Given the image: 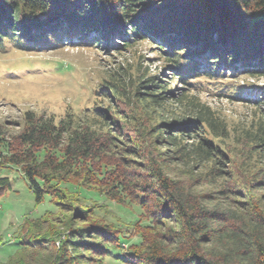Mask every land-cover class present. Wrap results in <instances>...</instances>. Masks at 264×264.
Segmentation results:
<instances>
[{
	"label": "trees",
	"instance_id": "16d2710c",
	"mask_svg": "<svg viewBox=\"0 0 264 264\" xmlns=\"http://www.w3.org/2000/svg\"><path fill=\"white\" fill-rule=\"evenodd\" d=\"M47 35H73L84 43L92 35L99 43L119 38L116 51L153 41L164 61L179 67L176 79L184 94L171 96L149 66L120 64L79 117L69 112L57 120L26 112L12 143L0 128V167L19 166L38 203L54 193L65 200L52 181L73 176L91 177L89 182L112 199L132 196L151 219L145 231L154 234L143 233L134 252L141 264H264V208L237 188L203 193L169 171L192 163L209 165L213 180L227 175L229 161L213 139L229 137L227 124L197 100L196 89L219 85L235 102L254 84L241 85L238 78L264 77V0H0V53L13 45L31 47ZM231 68L237 69L234 74ZM252 99L239 102L264 107V97ZM172 101L183 103L187 115L166 116ZM244 137L245 145L264 154V118ZM97 174L102 178L95 180ZM256 181L264 185V177ZM59 203L72 211L67 226L74 250L104 256L117 247L119 234L115 241L113 232L91 219L72 227L73 218L88 210ZM68 260L65 249L54 264Z\"/></svg>",
	"mask_w": 264,
	"mask_h": 264
},
{
	"label": "rangeland",
	"instance_id": "374dc122",
	"mask_svg": "<svg viewBox=\"0 0 264 264\" xmlns=\"http://www.w3.org/2000/svg\"><path fill=\"white\" fill-rule=\"evenodd\" d=\"M62 38L70 40L68 37ZM59 39L51 36L48 40L59 43ZM147 42H141L129 50L116 51L115 43L111 41L104 46L103 43L74 46L61 42L62 46L56 47L47 46L44 41L38 48L22 49L13 45L7 53H0V128L5 132L6 141L14 142L23 130L26 112L53 115L57 120L69 112L75 113L77 117L82 115L87 107L95 103L94 90L105 86L111 70L120 64L151 67L152 73L164 80L169 87L170 95L181 98L184 94L183 86L176 79V68L179 67L174 63L168 65L153 41ZM236 70L231 68V74ZM239 74L242 75L241 72ZM242 76L237 79L238 83ZM251 80L243 78L241 85ZM254 88L255 94L264 88V77L256 79ZM198 90L202 92L197 95V100L209 106L227 124L229 137L213 138L229 161L227 175L213 180L209 165L192 163L185 166L172 165L169 171L172 176L196 185L203 193L214 194L213 192L222 189L237 188L246 193L248 202L264 208V189H258L264 185H256V180L261 181L264 177V154L250 149L251 145H245L243 141L246 130H254L264 118V107L228 101L220 96L223 92L219 85L213 90H208L207 85ZM208 92L216 97L208 95ZM99 102L104 107L109 106L107 100ZM167 108L166 116L187 115L183 103L172 101ZM156 118L155 116L151 122H155ZM128 126L133 128L134 125L129 123ZM205 130L208 134V128ZM103 169L107 167L102 166ZM102 176L93 175L95 180ZM3 178L11 182L9 189L7 185H2ZM89 180L91 177L82 180L78 176L68 180H54V186L58 188V192L65 194V200L54 193L55 195H46L38 203L20 167L2 164L0 264H54L55 255L65 249L69 258L65 264H141L134 257V252L140 248L142 234H149L145 231V226L151 223L148 212L143 206L133 202L132 196H124L123 202L112 199ZM233 199L234 202H241L235 197ZM59 201H70L83 210H88V215L73 218L72 227L76 228L91 219L113 232L115 241L119 234L120 242L117 247H111L109 254L104 256L93 254L86 248L74 250L68 242V239L74 237L67 226L69 218H72V211ZM153 236L154 234H149V237Z\"/></svg>",
	"mask_w": 264,
	"mask_h": 264
}]
</instances>
